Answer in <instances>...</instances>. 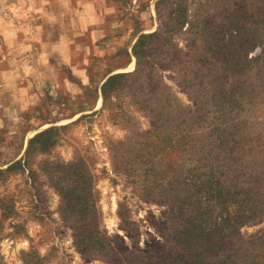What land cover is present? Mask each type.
<instances>
[{"label":"rangeland","instance_id":"1","mask_svg":"<svg viewBox=\"0 0 264 264\" xmlns=\"http://www.w3.org/2000/svg\"><path fill=\"white\" fill-rule=\"evenodd\" d=\"M104 1L111 13L96 44L56 47L33 72H12L0 36V169L20 161L0 176V264H171L178 254H199L203 264H264V0ZM142 33L153 36L141 43L148 45L140 72L103 104L104 77L134 70L132 46ZM180 122L205 137L199 146L140 160L138 133ZM52 126L53 144L27 154L28 140ZM126 141L140 147L130 159L113 148ZM194 158L218 160L220 186L239 202L226 206L228 226L219 201L190 192L186 203H196H181L174 171ZM79 159L94 199L81 217L62 197L81 192ZM151 165L158 172L146 179ZM197 209L207 210L198 240L213 245L188 251L176 239L188 237L185 217ZM85 223L108 239L112 256L77 247L73 228Z\"/></svg>","mask_w":264,"mask_h":264},{"label":"trees","instance_id":"2","mask_svg":"<svg viewBox=\"0 0 264 264\" xmlns=\"http://www.w3.org/2000/svg\"><path fill=\"white\" fill-rule=\"evenodd\" d=\"M165 1V0H157L155 5L157 7V4L159 2ZM167 1V0H166ZM152 34H139L135 43L132 46V54L135 57V67L134 70L131 72H119L110 74L107 77H104L105 80L101 84V96H102V103H106V99L109 95H112L115 91V89L118 87L122 79L134 76L135 74L140 72V66L142 63V59L144 58V47L148 44H141L142 41L146 37H151ZM157 86H163L159 85L157 83ZM147 88V86L145 87ZM154 88V87H151ZM158 111V110H157ZM157 111L151 110V116L156 119L155 123H158V114ZM160 116L162 118H165L164 115H166L163 110L160 111ZM58 127L52 126L49 127L41 132L36 133L33 137H31L28 140L26 153L28 154L32 146L34 144H37L36 148L41 151H46L53 142L50 143L51 139L53 138V133L57 132ZM189 130L194 131V126L188 129L184 123H179L177 126H172V129L170 131H164L161 132L160 127H153V131L151 133L145 132V133H138V135L142 138V140L138 141V144L140 145L141 149L143 150V154H140V160L143 158L144 160L147 159V162H151V157L154 156L155 159L158 157L160 153H163L166 150H176L177 148H181V151H186L191 148H196L199 146L200 142L205 138L202 135H193L188 132ZM220 137H217V140L220 141ZM131 144L129 141L126 142H118L113 145V148L117 150V152H121L122 156L120 158L122 159H130L132 156L135 157L134 151L138 148H133L130 146ZM117 152H114V155L117 154ZM125 156V154H127ZM79 164L77 165L78 168V179L79 183L81 184V192L79 195H76L75 197H71L69 193H62V197L64 199V202L72 201L74 200L75 207L79 209V215L81 217V213L85 212L86 210L91 209V205L94 201L93 199V193L91 191V175L89 174V170L87 169L86 162L82 159H79ZM189 167L184 170L183 167H180L174 171V183L176 186L182 185L183 189L178 192L179 198H182L181 201L182 204H192L194 205L196 202L188 201L186 203L185 198L187 194H190L189 197H200L208 201L216 202L219 201L223 205V209L225 210L226 215L222 218V225L228 226L230 213L228 210H226V206H229V203H236L239 205L237 199H232L230 196V192L224 188H222L220 185V178L221 176H224V174H220L221 172V166L217 161L214 163H209L202 165L200 162V159L194 158L192 160H188ZM20 165V161L17 160L10 165H8L5 169H0V176L3 175L5 172H9L15 166ZM180 170H182V174H180ZM184 170V171H183ZM144 177L147 179L149 177V174L153 175L158 170L154 168L153 165H151L149 168H145L144 170ZM141 188L144 190H147L149 193L152 192L151 188L148 186L141 184ZM84 187V188H83ZM188 192L187 193V190ZM232 199V200H231ZM75 211V209H73ZM73 211V212H74ZM198 213L193 214V218L185 217V220L189 223V227L187 230H185V233L188 237H177L176 243L181 244L183 248L190 251L193 244H207L209 246L213 244H208V241H202L198 240L200 236L199 232L203 226V221L200 220L201 214H204L207 212V210L202 211V209L196 210ZM240 214V213H239ZM198 221V222H197ZM214 228H218L216 224H213ZM236 226H234L235 228ZM86 228H88V225L85 223L80 226V228H73L75 232V238L77 241V247H80L83 251H85V254L93 253L94 251H98L101 255H109L112 256L113 252L110 250L108 246V239L100 232L95 233V237L93 236V232H89ZM84 229V230H82ZM117 237V235H116ZM240 238V236H239ZM97 239L98 241H94ZM213 243V242H211ZM171 264H203L202 258H200V255L197 254L195 259L193 261L190 260V258H183L181 254H178L175 259H173Z\"/></svg>","mask_w":264,"mask_h":264},{"label":"crops","instance_id":"3","mask_svg":"<svg viewBox=\"0 0 264 264\" xmlns=\"http://www.w3.org/2000/svg\"><path fill=\"white\" fill-rule=\"evenodd\" d=\"M5 1L8 14L0 16V36L8 50L6 65L16 75L35 71L56 47L68 51L89 39L96 44L104 31L102 17L111 13L104 0Z\"/></svg>","mask_w":264,"mask_h":264}]
</instances>
